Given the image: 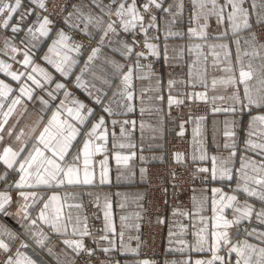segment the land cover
Segmentation results:
<instances>
[{"label":"snow or ice","instance_id":"snow-or-ice-1","mask_svg":"<svg viewBox=\"0 0 264 264\" xmlns=\"http://www.w3.org/2000/svg\"><path fill=\"white\" fill-rule=\"evenodd\" d=\"M185 10L190 13L186 34L173 30ZM60 11L66 15H58L57 21L68 32L56 30L47 0H28V7H24L22 0H0V29L5 30L0 32L4 40L0 53L21 65L20 69L13 70L12 64L0 60V73L10 78L9 82L0 79V166L4 170L0 175V186L8 183L12 173L18 175L6 191L0 192V264H45L42 257L37 259L22 251L29 248L37 257H40L41 250H46L55 264H76L77 259L90 264L97 248L108 257L101 264H114L109 253L136 251L123 244V231L119 233V248L111 238L117 233L109 210L111 205L107 201L103 234L97 239L88 226L82 203L78 202L80 197L67 193L60 195V190L93 185L97 177L94 158L99 154L105 156L100 161L99 182L108 181L109 121L113 129V147H116L115 129L119 127V136L127 137L130 135L129 126L135 127V121L120 119L134 111V81L155 77L150 58L163 56L166 63L171 60L179 63L185 60V54L194 55L190 63L184 64L188 69V80L182 83L192 87L199 84L205 91L193 93V98L207 101L208 90L220 86L231 89L228 99L232 103L228 107H216L215 100H224L225 97L213 96L214 112L233 115L245 110L264 112V0H172L171 3L169 0H62ZM31 16H35L34 21L28 19ZM253 16L255 28L251 22ZM213 18L217 29L214 34L208 31L209 21ZM162 21L166 28L165 46L161 51L154 41L159 39ZM7 29H11V38ZM21 32H24L20 40L22 48L12 43ZM52 35L56 38L52 39ZM169 38L205 43L181 45L174 48V55L170 56ZM210 38L220 43L207 45L209 51L206 53L203 48ZM48 39H52V43L48 47L49 55L44 59L63 77L74 74L72 69L80 62L72 53L87 57L80 75L75 76L74 87L88 92L92 107L75 99L73 93L66 90V83H56L48 72L34 65L32 49ZM107 51L113 55H104L103 63L97 65L102 53ZM21 52L22 59L17 60L16 56ZM117 53L125 63L115 58ZM209 55L212 56L211 66L227 74L213 77L210 84ZM86 74L91 76V82L85 80ZM155 79L159 86V78ZM116 80H119L118 84ZM12 81L16 82L15 89ZM97 81L101 84L99 88L96 87ZM53 83L55 89H47ZM176 83V80H169L170 92ZM146 91L141 90V99ZM58 94L64 99L55 106L51 102L58 99ZM185 98H188L186 94ZM156 99L163 97L157 96ZM36 101L40 105L37 113L48 112L50 118L38 115L29 138L22 140L25 132L17 127L20 120L13 125L9 123L10 117L18 106H23L20 115L21 119H26L31 115L29 102ZM167 103L172 107L183 101L170 94ZM95 105H99L106 115L96 119ZM53 107L55 111H52ZM144 111L141 107L142 115ZM88 125H91L90 129ZM236 125L235 120L225 121L222 149L228 153L226 156H209L203 147L199 125L194 129V141L200 145L197 149L199 160L211 164L210 167H200L198 173L208 174L209 182H229L231 194L222 188H212L210 195L205 190L199 196L193 195V210L177 209L174 212L179 216L198 217L199 226L193 225L195 231L191 243L183 238L185 229L182 225L179 233L170 231V243H178L180 247L169 251L201 254L195 261L189 257L174 264H264V115H256L249 121L243 148L238 144ZM41 126L39 134L34 135ZM140 127L143 133L148 126L142 123ZM180 127L183 129V124ZM179 134L183 135V131ZM5 136L10 138L8 146H4ZM197 137L200 139L196 140ZM12 142L21 143V147L14 150ZM119 147L126 145L120 143ZM114 158L118 166L127 165L131 159L120 153ZM196 158L193 155L192 159ZM175 159L181 162L184 157L178 153ZM141 174L144 175V170ZM232 182L235 187H231ZM10 191L18 193L15 200ZM241 195L243 203L238 199ZM13 206L15 211L10 213L9 208ZM206 208H210V216L204 215ZM228 210H231L230 217ZM9 215L20 224L22 232L13 230L3 220ZM126 220L128 217H121L122 227H129ZM241 235L244 238L238 239ZM88 237L92 238L95 247L85 243ZM53 239L62 243L60 251L52 246ZM100 242H107L106 246Z\"/></svg>","mask_w":264,"mask_h":264},{"label":"crops","instance_id":"crops-1","mask_svg":"<svg viewBox=\"0 0 264 264\" xmlns=\"http://www.w3.org/2000/svg\"><path fill=\"white\" fill-rule=\"evenodd\" d=\"M48 1V0H47ZM7 2V0H6ZM172 0H169L171 3ZM22 4L24 7H28V0H22ZM23 8L21 9V11ZM66 15V13H64ZM190 13L185 10L182 17L178 18L177 24L174 26L173 30L187 33L188 29V20ZM30 21L35 20V16L28 17ZM251 22L255 26V17H252ZM210 27L209 32L215 33L216 24L214 18L209 21ZM165 28L166 24L162 21L160 24V31L158 33L159 39L154 41L157 43L158 47L162 51L165 46ZM63 29L68 32V29L62 24H56V30L59 31ZM5 31L0 29V32ZM8 33V37L11 38V29L6 30ZM71 34V33H69ZM153 35H157V33H153ZM24 37V32H21L17 39L13 40L12 43L16 44L19 47H23L20 45V40ZM55 35H52V39H55ZM52 39L45 40L44 43L38 45L37 47L32 49L34 65L43 68L46 72H48L56 83H66V90L70 93H73L75 99H78L89 107L93 106V101L90 99L88 92L83 91L81 89H77L74 87L75 85V76L80 75V70L84 67V61L87 59L86 56L77 57L76 53H72L73 57L79 59V64L72 69V73L67 77L61 76L60 73L56 72L52 65L48 64L44 57L49 55L48 47L51 46ZM79 39V38H75ZM131 39V37H129ZM4 40L0 37V48L3 47ZM204 44L205 42L200 40H188L185 39H177V38H169L167 40V47L169 49V55H174L173 49L179 48L181 45L191 46L193 44ZM213 43H220V41H216L214 39H209L205 44L203 51L208 52L209 49L207 45ZM227 43V41H224ZM95 47V45H93ZM233 53L235 52V46H232ZM83 51V50H81ZM219 51V49H217ZM104 55L112 56L113 53L111 51H107L102 53L101 59L97 61V65H101L103 63L102 57ZM116 59H119L123 64L125 61L119 56L117 53L115 56ZM195 56H189L185 54V60L181 62H177L175 60H171L170 63H166L163 56L159 58H150L152 59V69L155 72V77L159 78L160 84L157 86L155 77L151 80H135V95L136 99L133 101L134 111L127 113L125 116L120 117V119H128L130 121H135V127L129 126L130 135L127 137L119 136V127L115 129L117 140L115 143L116 147H113V138L111 136V132L113 131L111 127V123L109 121L108 129H109V137L107 144V159H108V181L101 184L99 182V173H100V161H102L105 156L102 154L97 155L95 159V170L97 173L96 181L93 185L90 186H82V187H68L67 189L60 190V195L74 194L80 197L78 202L83 204V200L85 197H91L96 200V202L100 205L102 211V229L104 228V205L107 201L111 207V218L113 225L115 227L117 235L111 237L119 248L121 244V240L119 237V233L123 231V244L130 249H135L136 251H128V252H120L115 251L109 253V256L112 257L114 264H143L144 261H147L148 264H174V262L184 261L189 257L191 260L195 261L200 258L201 254L196 252H184L181 253L179 251H169L170 248L175 249L180 247L178 243H170V231L179 233L181 230V225L185 229V233L183 238L191 243L193 241V233L195 228L193 225L195 224L197 227L199 226V218L198 217H189V216H179L175 215L174 212L179 209L180 211H190L193 210V195L199 196L201 192L207 190L206 194L210 195V191L212 188H222L226 193L231 194L229 182H224L223 184L219 181L209 182L207 177L208 174L198 173V169L200 167H210V161H200L199 160V151L197 149L200 147L194 141V129L199 125L202 138H203V147L207 150L209 156L222 154L227 155L226 151H223L222 145L225 141V137L223 135L225 129V121H237L236 132H237V140L238 144L241 148H243L242 141L246 139V132L249 126V121L256 115H264V112L259 110H254L249 112L245 110L243 113H237L233 115L231 113L225 112H214L213 111V96H224V100L217 99L215 100L216 107H228L232 101L228 99L231 95V89L225 90L223 87L218 86L215 90L211 88L208 90V100H200L193 98V93H201L204 92L205 89L199 84L196 87H192L191 84L182 83V81L186 82L188 77L187 67L184 66L185 62L190 63ZM17 60L22 59V52L16 56ZM55 59V57H53ZM221 59L223 56L221 55ZM0 60H4L7 63L13 65V70H17L21 68V65L14 63L9 57H5L2 53H0ZM212 56H208V81L211 83V79L213 77H224L227 75L223 71H219L214 69L211 66ZM147 63V61H144ZM98 71V69H97ZM238 75V73H237ZM0 79H4L5 82H9L10 78L4 76L3 73H0ZM176 80L177 83L174 88L169 91V80ZM85 80L91 82L92 78L89 75H85ZM116 84L119 83V80L115 81ZM13 88H16V82H11ZM91 86V84L89 85ZM96 87H101V84L97 81ZM47 89H55V83L47 86ZM46 89V91H47ZM145 89L146 95L141 99L140 93L141 90ZM115 89L113 88V91ZM39 89L37 92L39 93ZM95 91V90H93ZM182 100L183 103L179 105H173L172 107L168 106V97L169 95ZM185 94L188 98H185ZM111 95V93H109ZM157 96L163 97V99H156ZM64 97L61 94H58V99L52 101L51 104L55 106H59L60 101L63 100ZM107 103V101H105ZM29 111L31 113L26 119H21V113L23 112V106H18L16 113L10 117V124L15 125L17 120H20V124L17 126L25 132V136L22 140H27L29 138L30 129L34 127V122L37 119L38 115H44L50 118V113H37V109L40 107L39 102H29ZM141 107L145 109L143 115L141 114ZM56 108L53 107L52 111H55ZM96 111V119H99L101 115H106L103 113L99 105H95ZM200 117H204L203 120H200ZM2 119V117H0ZM95 123V120L92 121ZM144 124L146 127L141 132V124ZM183 124V129H181L180 125ZM8 127L7 125L5 126ZM91 125H88L90 129ZM174 128H177L178 131H183L187 136V146H186V154L185 157L192 164L194 174L197 177V183L193 186V192L191 197L187 201V205H182L174 208H168L165 211L164 216V226H163V234L161 239L156 242L154 245V250L150 252H141L140 250V222L142 216V196L145 191L146 186V177H147V167L151 164H156L159 162H163L169 157L175 159L176 154H181L180 152H168L167 151V136L168 132ZM155 129V131H153ZM42 130V126L40 129H37L34 135H38L39 131ZM81 139L80 137L77 138ZM200 137H197L196 140H199ZM10 138L5 136V144L4 146H8ZM124 143L126 147L120 148L119 144ZM132 145L128 147L127 145ZM11 146L14 150H18L21 147V143L12 142ZM82 147V141L81 145ZM30 150V149H29ZM2 151V149H0ZM120 153L121 155L130 156L127 165L121 164L117 165L115 161V154ZM26 154V153H25ZM195 155L197 158L193 160L192 157ZM142 170H144V175L141 174ZM4 174L3 166H0V175ZM13 179H18V175L16 173H12L8 177V183L0 186V192L6 191L8 186L12 184ZM231 187H235L234 182L231 183ZM9 194L15 200L18 196L16 191H10ZM241 203H243L244 197L241 195L238 197ZM185 202V200H184ZM84 210V209H83ZM15 207H10L9 212H14ZM229 217L231 216V210L227 211ZM204 215L210 216V208H206ZM128 217V220L125 221L129 227H122L121 217ZM137 216L139 219H137ZM4 221L13 229L18 231H23L21 229L20 224L12 219L11 215L4 217ZM132 225H138V227H132ZM233 232L235 229L232 230ZM103 233V232H102ZM131 237V239H130ZM243 235L238 237V239H243ZM24 239V236H21V240ZM175 240V237H172ZM254 242V241H253ZM107 242H101L104 246H106ZM16 246H19V242L16 243ZM52 246L56 249V251H60L63 248L62 243L60 241L53 239ZM32 249V248H31ZM25 251V250H22ZM30 253H27L33 256V250H29ZM97 257L95 259V264H101V261L107 260L103 252L98 248ZM34 258H43L45 264H55L54 259L49 258L47 256L46 250H41L40 257H37L34 254Z\"/></svg>","mask_w":264,"mask_h":264},{"label":"built area","instance_id":"built-area-1","mask_svg":"<svg viewBox=\"0 0 264 264\" xmlns=\"http://www.w3.org/2000/svg\"><path fill=\"white\" fill-rule=\"evenodd\" d=\"M61 3L62 0L47 1L49 12L51 13L50 18L56 24H59L57 16L64 15L60 11ZM179 133L177 128L170 130L167 144L170 152H180L183 154V161L169 160L164 164H156L147 168L146 186L141 200V252L154 250V245L161 239L163 234L162 229L166 209L187 205L189 195L193 192V186L197 182L193 167L185 157L187 136L184 132L183 135ZM82 205L84 213L88 218V226L93 235L98 239L99 235L103 234L101 208L91 197H85ZM88 238L92 239L91 237ZM89 245L92 246L91 243ZM30 250L32 249L30 248ZM32 254L35 253L32 252ZM94 257L90 264H95ZM76 264H84V261L77 259Z\"/></svg>","mask_w":264,"mask_h":264},{"label":"rangeland","instance_id":"rangeland-1","mask_svg":"<svg viewBox=\"0 0 264 264\" xmlns=\"http://www.w3.org/2000/svg\"><path fill=\"white\" fill-rule=\"evenodd\" d=\"M177 130H178V129H177ZM169 132H170V131H169ZM169 132H168V135H169ZM178 132H180V131H178ZM167 138H168V136H167ZM167 151L170 152V150H169V148H168V144H167ZM169 160H176V159H172V158L169 157V158L166 159L165 161H163V162H159V163H156V164H158V165H159V164H164V163L168 162ZM156 164H151L150 166H153V165H156ZM191 165H192V164H191ZM150 166H148V167H150ZM148 167H147V168H148ZM196 183H197V182H196ZM192 190H193V189H192ZM191 195H192V193L189 195V198L191 197ZM95 202H96V200H95ZM96 203H97V202H96ZM97 204H98V203H97ZM99 206H100V205H99ZM141 207H142V205H141ZM85 243L88 244V245L91 243L92 246L95 247V245H93V241H92V239L85 238ZM100 243H101V242H100ZM22 250H25V249H22ZM29 250H30V248H29V249H26L25 251H26V252L28 251V252L30 253ZM97 250H98V248L96 249V253H95V257H94L95 259H96V257H97V253H98ZM33 256H35V255L33 254Z\"/></svg>","mask_w":264,"mask_h":264}]
</instances>
